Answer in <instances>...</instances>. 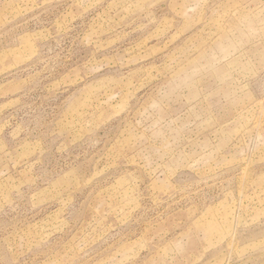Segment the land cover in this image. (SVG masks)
Returning a JSON list of instances; mask_svg holds the SVG:
<instances>
[{
	"label": "rangeland",
	"instance_id": "obj_1",
	"mask_svg": "<svg viewBox=\"0 0 264 264\" xmlns=\"http://www.w3.org/2000/svg\"><path fill=\"white\" fill-rule=\"evenodd\" d=\"M0 264H264V0H0Z\"/></svg>",
	"mask_w": 264,
	"mask_h": 264
}]
</instances>
